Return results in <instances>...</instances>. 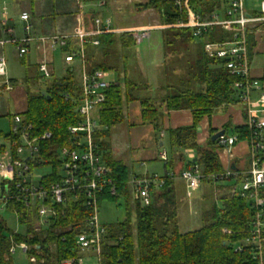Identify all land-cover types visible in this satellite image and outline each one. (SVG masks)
Masks as SVG:
<instances>
[{"label":"trees","instance_id":"trees-1","mask_svg":"<svg viewBox=\"0 0 264 264\" xmlns=\"http://www.w3.org/2000/svg\"><path fill=\"white\" fill-rule=\"evenodd\" d=\"M188 6L202 21H209L216 12L225 17L229 0H188ZM150 8L160 14L162 25L174 26L188 21L187 11L183 6L175 7L173 2L151 0L138 7L139 10ZM124 36L126 34L120 37L124 49L135 45L131 37L127 35L126 40ZM232 39L233 33L225 32L220 27L207 28L200 36H195L190 28H167L162 32L164 80L161 92L164 95H150L149 84L137 83L128 78L123 87L113 83L108 90L106 102L98 114L101 128L95 134V141L100 146L103 162L112 170L116 194L111 195L109 188H106L99 204L107 201L118 203L123 199L127 216L118 223L104 225L106 237L102 246V264H258L250 252L235 250V241L242 238L243 226L250 218L248 202L238 197L224 196L221 207L215 205L204 213L203 228L181 233L177 219L178 204L171 182L167 181L159 193L152 192V202L148 207L142 206L133 200L128 184V168L115 160L111 152V130L125 122V106L130 103L141 104L143 124L153 125L156 132L161 131L164 108L168 112L187 110L192 114L193 124L167 131L170 165L185 162L182 152L189 151L195 153L196 162L194 158L187 165L197 163L204 175L222 173L224 166L216 152L217 143L210 139L206 146L200 147L197 135L203 119L211 121L217 110L239 103L234 85L241 78L230 75L225 61L210 58L203 47L207 43H222ZM98 40L99 47L86 46L88 60L92 67L110 71L113 67L109 65L108 59L119 52V38L116 34H106L99 36ZM248 42L251 59L255 46L252 35ZM178 53L183 58L175 59L177 68L171 69L172 64L169 66L167 59L169 55ZM76 76L75 72L68 71L67 76L48 82L36 92L28 88L26 111L19 114L24 123L33 126L35 135H42L46 131L53 135L49 141L40 143L41 156L45 161L40 166L49 169L48 173L40 172L42 178L39 182L45 187L58 181L60 161L57 153L71 146L68 128L80 120L76 101L80 98L81 90ZM40 78V75L28 76L26 83H37ZM261 80L264 81V76ZM229 129L226 126L223 130L229 134ZM215 132L211 128V134ZM232 133L238 135L240 140L248 138L245 126L235 127ZM0 139L10 142L15 137L11 132H0ZM0 150H3L2 146ZM205 184L212 185L209 181ZM0 209L14 213L18 224L25 227L24 232H15L0 216V264H15L10 248L22 243L29 246L26 253L30 264H62L82 254L78 250L76 236L84 228L91 212L82 200L76 201L72 196L69 197L65 204L56 206V216L42 225H39L36 209L29 210L21 201L0 205ZM224 229L232 234L225 233Z\"/></svg>","mask_w":264,"mask_h":264},{"label":"built area","instance_id":"built-area-1","mask_svg":"<svg viewBox=\"0 0 264 264\" xmlns=\"http://www.w3.org/2000/svg\"><path fill=\"white\" fill-rule=\"evenodd\" d=\"M76 7L75 30L72 34L50 35L34 38L27 36L23 39L14 37V29L6 32L11 36L10 41H0V48L6 44H15L20 57L30 52L32 42L39 41L53 50L64 51V63L67 71L78 73V82L81 90L77 102V114L79 122L68 128L72 144L70 147L58 151L60 161L58 168V181L49 187L41 185V170L47 167L40 166L43 162L40 143L49 141L53 135L46 131L42 135H35L33 126L24 123L19 114L13 117L11 133L15 137L12 141H5L0 150V205L4 206L11 201H21L29 210L36 209L39 215V225L57 214L56 206L65 204L69 197L74 200H82L90 210V215L85 220L84 228L79 231L77 247L81 255L77 259L65 260L62 264H83V256L86 253H94L98 264H102V246L105 241L106 228L100 222L99 208L100 196L109 188L111 195L116 190L111 178L112 170L103 162L99 144L95 141V134L101 128L99 111L106 102L107 92L112 86L109 71L92 67L88 60L86 46L99 47V36L106 34H119L112 28L110 20L102 21L95 18L90 27L89 4L92 0H72ZM173 2L175 7L187 11V23H179L174 26L162 25L161 30L170 27L190 28L195 36H200L210 27H220L225 32L233 33L231 41L222 43H207L203 48L210 58L225 61V67L230 75L241 78L234 85L238 92L239 105L245 117V127L248 138L245 139L249 147L247 168L233 166L234 148L244 140L238 135L225 134L216 141V152L224 163L223 155L227 157L222 173L204 175L197 164L188 165L179 174H171L170 179L182 180L187 185V191L191 194L198 190L206 181L212 185L231 182L232 197H238L249 203L250 218L243 226L242 238L235 241L237 252L248 251L258 264H264V81L252 77L251 59L249 56V36L255 29L264 26V0L261 1L260 12L250 15L245 10L244 0H229V6L225 17L214 13L211 20L202 21L188 6V0H167ZM97 7L105 6V0L96 3ZM21 21L27 23L25 31L31 32L29 24L30 15L25 12L20 15ZM156 27L123 32L132 38L135 45L149 41ZM43 46V47H44ZM7 60L0 55V80L2 86L7 85L11 90L10 81L7 78ZM77 71V72H76ZM38 72L43 82L54 79L52 63L46 59L38 65ZM1 99V98H0ZM244 141V142H245ZM162 159L167 160L164 153ZM168 181L167 177L158 175L148 177H133L129 180L132 197L135 202L147 206L152 202V192L162 191ZM170 181V180H169ZM235 184V185H234ZM225 185V184H224ZM227 234L231 231L223 230ZM29 250L26 243L14 245L10 248V254L17 251L25 253Z\"/></svg>","mask_w":264,"mask_h":264},{"label":"crops","instance_id":"crops-1","mask_svg":"<svg viewBox=\"0 0 264 264\" xmlns=\"http://www.w3.org/2000/svg\"><path fill=\"white\" fill-rule=\"evenodd\" d=\"M100 1V0H98ZM97 1V2H98ZM151 0H105V6L97 7L94 0L89 4V17L87 19L88 27L91 26L93 20L95 18H100L102 21L110 20L112 24V28L119 34H116L119 38L118 41V50H124L122 45V40L120 37L123 36V32H129L132 30L142 29L146 27H156V30L152 33L155 35V42L157 49H162L163 41H162V32L164 30L159 29L162 24V19L160 14L150 8L147 10H139L138 7L148 4ZM26 9H23L21 13L27 12L30 15L29 24L32 26L31 32L27 34L24 30L22 31V35L16 33V29L7 28L5 25L6 22L0 23V41L4 40L3 37L8 35L6 32L9 29H14V37L16 39H23L27 36H32L34 38H38L41 36H50V35H65L72 34L75 30V14L77 7L72 0H30L29 5H26ZM260 11L247 12L250 15H257ZM6 16V15H5ZM21 20V19H20ZM23 22V21H22ZM25 23V22H23ZM27 27V23H25ZM264 27V26H263ZM152 36V37H153ZM254 37L255 46L252 50V58H251V74L253 78L261 79L264 76V55L260 57V53H264V28L257 31H254L252 35ZM11 38V36H10ZM124 39L127 40V35L124 36ZM13 45L15 44H6ZM5 46V47H6ZM42 45L38 40L32 42L30 45V52L24 56L20 57L17 53V57L20 60L24 61V64L29 68L31 65L38 72V65L41 61L47 60L52 63V69L54 71V77L56 74L55 71V61H54V53L56 50H53L51 47ZM4 48H0V55H5ZM62 52H64L62 50ZM256 53V54H255ZM258 55V56H257ZM6 57V56H5ZM30 57V58H28ZM32 58H35L37 61L35 64H31ZM64 59V57H63ZM7 60V59H6ZM29 60V61H28ZM126 62V61H125ZM8 64V61H7ZM28 64L30 65L28 67ZM65 64V63H64ZM164 66V58L160 63H158L157 68H163ZM67 71V67L65 72ZM156 76L160 77V84L157 83L156 87H153L149 84V93L153 94L154 92L161 93L162 87V79H164L163 71L161 70L155 72ZM28 70L26 72V77H28ZM8 78V77H7ZM8 80H15L13 78H8ZM16 81V83H15ZM11 81L10 84L13 85V88L10 93L13 94L12 100L14 101V106L18 108L17 112L12 113L10 107L5 106L3 101V95L5 92L0 94V116L7 115L10 118V130L13 124V117L17 114H21L26 111L27 108V91L26 93V105L25 108L23 106L24 100L18 94L17 95V80ZM26 81V80H25ZM2 82L0 81V87L2 88ZM112 83L121 85L120 81H112ZM149 83V82H148ZM48 84V82H44L43 85ZM42 85V87H43ZM16 92V93H15ZM157 96V95H156ZM20 106V108H19ZM240 109L233 108L228 106L229 116L228 118H224V121L220 124H213V117L211 121L208 118H205L200 123L201 128L199 129L197 135V143L200 147H204L207 145L208 141L213 136L211 134V128L215 129V133L223 130L226 126H229L230 135H232V129L235 127H243L245 126V117L242 111V107L239 105ZM126 120L128 121L126 127L123 128L122 134L120 132H116L110 138L111 143V152L115 160L122 162L129 170V180L133 177H148L153 175H158L161 177H167L168 181L171 182V187L175 190L176 194V185L182 183L185 185L187 189V185L184 181L175 179H170L171 174H179L182 172L188 165V160L185 155V162H175L173 165H170L169 159L171 157L170 148L169 151L166 150V144L168 143L167 131L172 129H177L181 127H188L193 124V117L190 111L182 110V111H173L168 112L164 108L163 113L164 117L161 121V131L156 132L155 128L151 124H143L141 118V104L139 102H132L126 108ZM217 119V118H216ZM125 120V121H126ZM125 123V122H124ZM121 126L123 124H120ZM120 125H117L120 126ZM120 130V129H119ZM118 130V131H119ZM127 136V139H126ZM125 138V139H124ZM5 144V141L0 143V147ZM248 151L249 147L247 142L241 141L233 150L234 162L233 166L238 168H247L249 165L248 162ZM186 152V151H184ZM166 153L167 160L162 159V155ZM188 153V152H186ZM193 153V154H192ZM128 154V155H127ZM191 156V157H190ZM189 160H194L196 162V155L194 152H190ZM175 158V157H174ZM177 161V159L175 158ZM224 163H227V157H223ZM141 163L142 165L151 166L155 170L149 171L146 170L145 173L137 174L135 171V164ZM162 164V168H158V164ZM223 163V166H224ZM224 187H230L229 185H222ZM156 191V190H155ZM154 191V192H155ZM159 193V191H156ZM176 197V196H175Z\"/></svg>","mask_w":264,"mask_h":264},{"label":"rangeland","instance_id":"rangeland-1","mask_svg":"<svg viewBox=\"0 0 264 264\" xmlns=\"http://www.w3.org/2000/svg\"><path fill=\"white\" fill-rule=\"evenodd\" d=\"M30 0H0V23L6 22L7 28H15L17 36L18 34L22 35V31L26 27L25 23H23L20 20L21 11L23 9H26V5H29ZM97 2L98 0H94ZM261 1L262 0H244L245 4V10L246 12H253V11H260L261 8ZM6 15V16H5ZM264 27H259L258 29H255V31H259L263 29ZM4 41H10L11 38L9 35H5L3 37ZM155 35L151 37V39L148 41L143 42L140 45H133L130 48H125L123 51L119 50V52L108 59L109 65L113 67L109 71L110 73V81H120L121 86L123 87L125 83V79L128 78L132 81H136L137 83H147L151 84L153 87L157 86V83L160 84V76L155 74L156 71H163V68H157L158 63L162 61L163 59V47L162 49H157L156 42H155ZM93 48V47H89ZM119 49V48H118ZM16 47L13 45H7L5 47V55L6 59L8 61L7 64V77L13 78L17 80L18 86H17V95L19 94L22 99L24 100V108L26 105V91L31 89V91H37L39 88L42 87L44 84L43 80L40 78L37 83H26V72L28 70L29 76H36L37 70L33 67V65H29L28 67L24 64L23 60H20L19 57H17L16 53ZM181 54V53H180ZM173 54V56L169 55V66L172 64L174 66H170L171 69L174 67L177 68L176 60L183 58V55ZM256 54V53H255ZM260 57L264 55L263 51L259 54ZM258 56V55H257ZM64 52H62L61 49H57L54 53V61H55V77L54 80L62 79L63 77L67 76L66 70V64H64ZM30 58V57H28ZM174 59V60H173ZM176 59V60H175ZM29 61V60H28ZM36 59L32 58L30 61L31 64L36 63ZM126 61V62H125ZM175 63V64H174ZM77 72V71H76ZM177 73V72H176ZM78 79V73L76 74ZM4 78H1V82ZM164 79H162L163 81ZM149 82V83H148ZM163 83V82H162ZM166 83V81L164 82ZM14 85V84H13ZM11 85L12 89L13 87ZM1 86V85H0ZM7 85L4 84V86L0 87V94L2 92H5L3 95V101L5 106L10 107V110L12 113L17 112L18 108L14 106V101L12 100L13 94L10 93L11 90H7ZM15 89V88H14ZM26 89V91H25ZM25 91V92H24ZM15 92V93H16ZM148 93V92H147ZM151 95V94H150ZM152 95H160L161 97L164 95L163 92L158 93L154 92ZM233 108H238V103H232L230 105ZM20 108V106H19ZM127 107L125 106V112ZM229 116V110L228 108H221L217 110L213 117V124H220L224 121V118H228ZM217 118V119H216ZM127 120L123 125L118 126L116 125L115 129L116 132H120L119 134H122L123 137V128L126 127ZM201 126H199V129ZM120 129V130H119ZM10 130V118L7 115L0 116V132L4 134H8ZM119 130V131H118ZM115 133L114 128L111 130V134L113 135ZM229 133L228 135H230ZM125 139V138H124ZM127 139V136H126ZM3 142V139H0V143ZM166 150L169 151V143L166 144ZM186 159L189 161L190 152H182ZM193 154V153H192ZM128 155V154H127ZM191 157V156H190ZM224 157V155H223ZM158 168H162V164L157 165ZM146 170L152 171L155 170L151 166H144L141 163L135 164V171L137 174L145 173ZM42 173H48L49 169L48 167L44 170H41ZM226 185L231 184V182L223 183ZM222 183H218L216 185H210V184H202L201 187L194 191L192 194L186 189L185 185L182 183H179L176 185V199L178 204V224L179 229L181 233H189L194 230H199L205 226V221L203 220V215L206 211H208L211 207L217 205L218 208L222 206L223 203H221V199L226 197H232L233 189H230L228 187L222 188ZM235 185V184H234ZM126 203L123 199L120 200L118 203H112V202H103L100 207H98L99 210V217L100 222H102L103 225H106L108 223H118L122 220H124L127 216V208ZM0 216H2L9 227L14 230L15 232L22 233L25 231V227L23 225H19L17 221V217L14 213L8 212L4 209H0ZM132 216L134 218L133 210H132ZM132 218V219H133ZM14 262L15 264H30V259L27 253H20L19 251L16 252V254H13ZM83 264H98L97 257L94 255V253H86L83 256Z\"/></svg>","mask_w":264,"mask_h":264},{"label":"water","instance_id":"water-1","mask_svg":"<svg viewBox=\"0 0 264 264\" xmlns=\"http://www.w3.org/2000/svg\"><path fill=\"white\" fill-rule=\"evenodd\" d=\"M43 95H45V93H43ZM225 134H226L225 130L218 131L217 133H215V134L211 137V141H212V142H216L219 138L224 137Z\"/></svg>","mask_w":264,"mask_h":264}]
</instances>
